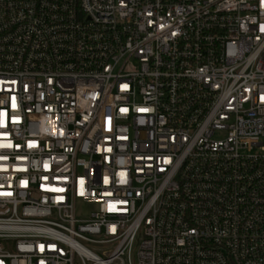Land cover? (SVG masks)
I'll use <instances>...</instances> for the list:
<instances>
[{
	"label": "built area",
	"instance_id": "built-area-1",
	"mask_svg": "<svg viewBox=\"0 0 264 264\" xmlns=\"http://www.w3.org/2000/svg\"><path fill=\"white\" fill-rule=\"evenodd\" d=\"M264 0H0V264H264Z\"/></svg>",
	"mask_w": 264,
	"mask_h": 264
},
{
	"label": "snow or ice",
	"instance_id": "snow-or-ice-1",
	"mask_svg": "<svg viewBox=\"0 0 264 264\" xmlns=\"http://www.w3.org/2000/svg\"><path fill=\"white\" fill-rule=\"evenodd\" d=\"M262 99H264V97H262Z\"/></svg>",
	"mask_w": 264,
	"mask_h": 264
}]
</instances>
